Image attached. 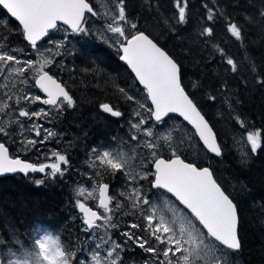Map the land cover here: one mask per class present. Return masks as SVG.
Returning <instances> with one entry per match:
<instances>
[{
	"label": "snow or ice",
	"instance_id": "1",
	"mask_svg": "<svg viewBox=\"0 0 264 264\" xmlns=\"http://www.w3.org/2000/svg\"><path fill=\"white\" fill-rule=\"evenodd\" d=\"M114 5V14L107 26V31L113 34L110 39L120 45L123 53L121 58L135 73V77L139 84L143 85L147 98L151 101L149 105L139 104V108L149 115L144 116L143 112L138 110L130 117V127L135 132L129 139L135 141L136 146L147 149L145 159L147 165L151 167L147 171L137 170L130 164L131 157L124 152L96 153V163H93L92 167L101 166L112 176L121 173L130 187L126 185L127 190L119 193V196L128 201L127 205H122L116 195L109 194L108 183H97L94 188L88 190L87 195L90 197L94 193L98 194V208L102 209V212L77 201V207L83 214L82 225L85 226L83 231L91 234L93 229L104 228V234L100 235L98 242L89 249L91 264H124L122 254L130 247L129 242L144 253L150 254L153 258L151 264H235V254L242 248L237 204L229 194H226L209 167H198L181 158L182 139L181 142L174 141L172 132L161 133L158 126L167 125L172 119L170 114H178L187 125H191V129H194V132L191 129L188 132L193 138L198 137L196 143L202 142L201 150H206L215 157H221L223 149L218 143L217 135L205 118V114H202L200 107L182 86L181 68L178 62L142 30L143 24L138 19L127 14L126 0H114ZM142 5L146 11L159 8L157 0H142ZM0 6L19 22L22 26L23 39L37 52L42 48V45H38V41L47 37L45 43H51L50 31L59 30L60 22L67 25L74 34L86 33L85 13L97 15L88 0H0ZM204 7L206 23L201 26L199 35L211 38L215 34L214 25L222 17L215 7L208 4ZM173 8L172 19H175L176 24L171 27L174 29L176 25L188 23V0H173ZM256 15L260 18L258 21L251 16H246L245 19L248 23H259L264 31V0H261ZM163 22L168 24L169 20L165 19ZM124 25L135 31L128 32ZM224 26L231 37L241 42L243 46L245 41L243 26L230 17L225 20ZM2 31H5L4 22L0 21V32ZM0 39L7 44L6 48L0 47V75L15 74L23 77L27 69L34 68L37 73L35 86L46 96L41 98L39 95L26 94L16 96L13 100L12 95L5 93L6 99L0 100V112L9 109L14 112L18 110V117L32 121L33 117L39 119L41 115L45 118L55 115L58 118L65 106L67 108L75 106L74 98L69 91H66L65 86L44 70L54 63L52 59L22 61L15 54L17 49L7 43V36ZM54 46L61 47L59 44ZM220 55L224 56L222 50ZM225 60L229 66L227 70L237 73V62L231 57H225ZM251 71L255 82L264 88V74L256 76L255 65L252 66ZM21 82L26 83V80ZM193 87L196 85L194 84ZM220 88L227 89V81L220 85ZM120 91L124 93L125 90L120 89ZM126 99L135 101V97L131 95H126ZM207 99L215 102L217 95L209 94ZM21 100L25 101V107H19ZM37 101L42 105L51 106L54 113L45 108L29 111L27 105ZM225 103L234 112V104H239L240 101L238 98L225 96ZM100 108L103 113H108L111 117L122 116V112L115 110L109 103H102ZM235 121L241 128L248 127L244 119L238 115L235 116ZM17 123L20 128H14L13 131L21 129L34 131L35 137H40L39 140L26 137L21 141L25 146L35 147L57 137V133L51 128H45L43 124H36L35 121H32L30 128H25L20 121ZM153 124L157 126V132L153 131ZM13 131H9L7 123L0 126V174L45 173L53 178L64 175L65 169L62 165L68 166L70 162L65 154L56 150H51L48 155L37 149V159L46 156L52 161L54 158V162H41L38 165L9 158V148L6 147L5 141L13 139ZM261 136V130L247 131L246 139L251 146V154H256L261 147ZM16 142L13 139V143ZM165 150L169 153L168 158L161 155ZM46 170L50 171L46 172ZM95 175L101 176L102 173L96 172ZM141 182H146L147 187ZM36 183L44 184L45 180L40 179ZM83 194L84 189H81L80 195ZM172 198H175V201L187 211L176 206ZM161 199L164 201L163 205H157L155 201ZM113 201H115L114 205ZM127 207L132 211L125 214L136 216V220L128 223L127 230L120 233L126 239L117 242L108 235L111 229L118 227V224L113 222V215L109 213ZM260 207L264 209V201L261 202ZM137 220L140 222H136ZM98 221L103 223L99 224ZM9 229L11 235L5 236L4 231ZM4 231H0V249L5 250V258L0 259V264H86V258L81 259L77 252L67 248L60 239L52 235L36 238L29 243L23 237L17 236L16 230L10 224ZM9 244L12 245V249H8ZM18 252L23 254L17 256Z\"/></svg>",
	"mask_w": 264,
	"mask_h": 264
},
{
	"label": "trees",
	"instance_id": "2",
	"mask_svg": "<svg viewBox=\"0 0 264 264\" xmlns=\"http://www.w3.org/2000/svg\"><path fill=\"white\" fill-rule=\"evenodd\" d=\"M110 1L114 4V0ZM157 3L158 10L146 11L142 0H126V11L130 17L138 19L143 24L142 30L178 62L182 86L205 114L223 149V155L215 158L202 151L196 143L192 145V150H181V158L198 167H209L226 194L237 204L242 248L235 254V264H264V209L260 207L264 201V88L255 82L251 71L255 65V75L264 74V31L259 23H248L245 19L246 16L254 17L256 21L260 19L256 13L261 0H188V23L176 25L174 29L171 27L176 24L172 19L173 0H157ZM205 4L215 7L222 17L214 25L215 34L211 38L199 35L201 26L206 23ZM229 17L244 28L243 46L226 31L224 24ZM165 19L169 20L168 24L163 22ZM0 21L4 22L5 28L0 37L7 36V43L18 50L15 54L20 58L23 52L29 50L22 40L20 28L1 9ZM85 26L86 33L67 36L63 49L73 45L75 48L64 58L65 69L47 70L71 91L75 101V106L63 117L53 115L45 118L48 127L57 135L60 131L65 133L70 139L69 144H72L64 151L70 162L64 168V175L49 176L44 179V184L36 183L40 180L37 176L0 178V231L10 224L17 236L29 243L41 232H49L78 256L85 248L84 242L89 233L83 231L73 196L74 185L82 183L85 175L92 177L88 179L92 182L94 178L102 179L106 173L96 176L97 167L86 165V148L101 145L109 151H119L121 145L130 140L132 129L128 121L135 112L134 101L127 100L126 95L135 97L137 91L143 92L126 68L118 63V52L94 37L89 23ZM0 47H7L3 39H0ZM220 50L224 56L220 55ZM225 57L237 62V73L227 70L229 66ZM225 81L228 88L221 89L220 85ZM194 84L196 87H193ZM120 89H124V93ZM209 94L217 95V100H208ZM225 96L239 99L240 103L234 104V112L225 103ZM102 103L114 106L115 110L122 112V116L112 119L101 114L98 106ZM237 115L244 119L247 128H241L236 123ZM171 120L182 124L174 117ZM253 129L262 132L261 147L256 154H251L250 147L244 156L239 157L235 148L236 137L246 136L247 131ZM75 136L77 142L74 149ZM57 143V137L50 139L42 144L40 151L58 150ZM161 155L164 158L169 156L166 152ZM142 156L145 158L146 153ZM150 167L147 165L143 170L147 171ZM106 174L110 195H116L122 205H127L128 201L119 196L121 191L127 190L125 178L119 172L115 176ZM141 183L147 187L146 182ZM131 211L127 207L113 213V222L118 227L111 229L110 233L120 242L126 239L120 233L127 230L128 223L136 220V216L125 214ZM4 235H11V230L4 231ZM129 244L130 247L122 254L124 264L151 263L153 258L150 254L131 242ZM8 249H12L11 244ZM4 258L5 250L0 249V259Z\"/></svg>",
	"mask_w": 264,
	"mask_h": 264
},
{
	"label": "rangeland",
	"instance_id": "3",
	"mask_svg": "<svg viewBox=\"0 0 264 264\" xmlns=\"http://www.w3.org/2000/svg\"><path fill=\"white\" fill-rule=\"evenodd\" d=\"M89 2L93 5L94 10L97 12V15H96L97 20H93L90 17H89V19H87V23H89V25H90L89 28H90L91 34L94 37H97L100 41L105 43L107 46L116 50L117 46L119 44L116 43L115 40L110 39V37H112L113 34L107 31V26L111 22L112 15L114 14L115 5L110 0H90ZM124 26L126 27L128 32H134V30L128 28L127 25H124ZM68 34H69V32H67V30H65L64 28H59V30H56L55 32L52 33V35H51L52 42L51 43L41 44L42 48H41L40 52H37L35 49H32L31 47H29V50H27L26 52H23L20 59L22 61L31 59L35 62V61L40 60L42 58H48V59H52L54 61V63L52 65L47 66L44 69L45 71H47L49 69H53V68L56 71L60 70V69H65V67H63L64 58L69 55L70 51H72L73 48H75V46L73 45V46H70L68 49L67 48L63 49L64 43L67 39ZM55 44H59V45H61V47L56 48L54 46ZM57 53H59V55H57ZM5 71H7V69ZM58 74H59V72H58ZM36 77H37V73L34 70V68L27 69L26 72L24 73L23 77L16 76L15 74H13L12 76L0 75V100L6 99L5 93L12 95L13 100H15L16 96H24L26 94H28V95L35 94V95H39L41 98H43L40 95V93L33 86V84H34L33 82H34ZM21 80H26V83H22ZM134 96L136 97V99L134 101V111L139 110V111L143 112L144 116L149 115L145 110L139 108L140 103H144L145 105H149L147 102L145 93L143 94V92L141 93V92L137 91V93L134 94ZM10 103H12V102H10ZM19 107H25V101L24 100L20 101ZM27 107H28L29 111H31L33 109L45 108L49 112H54V109H51L49 106L42 105L38 101L34 104H28ZM17 121L22 122L25 128H30L32 121H35L36 124H43V126L45 128H51V127H48V124H46L48 121L45 119V117L43 115H41V117L39 119L33 117L32 121H30L27 118L18 117V110L14 112L11 109H9V110H6L5 112H0V126L7 123L9 125V128L12 131L14 128H20V125L17 123ZM128 124L130 127L129 121H128ZM158 127H159V132H161V133L162 132H172L174 141L181 142V139H182L183 142L181 145V150H185V149L192 150L191 149L192 145H196V139L193 138L189 134V132H188L189 129L187 127H185V125H183V124H177V123L173 122L172 120H169L167 125H159ZM41 131H42V135H43V130H41ZM153 131L157 132V126L156 125L154 126V124H153ZM134 132H135V130L132 129V134ZM26 137L37 139V140L40 139V137H35L34 131L29 132V131H26L23 129H21L20 131H13V139H15L17 141L14 144L19 149L18 151H13V150L10 151L11 155L13 157H14L15 153H17V155L19 157H23V155L24 156L30 155L31 157L37 155L36 154L37 149L40 150L42 144H37L35 147H33L31 145L25 146V143H21V141H23ZM76 137L77 136H75V139L73 142V148L74 149H75V143L77 142ZM236 138H237L236 139V147H235L236 152L239 155V157L244 156L245 155L244 153L246 151H249L251 146H250V144L247 143L246 136L236 137ZM13 139H6V141H7L6 143L7 144L10 142L13 143ZM142 139H146V138L142 137ZM71 147H72V144H71L70 148ZM56 151H59V150H56ZM103 151H109V150L107 148L99 145V146L93 147V148L89 149L88 151H86V155H87L86 160H85L86 165L88 167H90L93 165V163H96V153L97 152H103ZM119 151L124 152L129 157H131L130 164L132 167L136 168L137 170H143V168H145L147 166L146 159L143 158V156H142L145 153L147 154V149L136 146L135 141H131V140L126 141L125 143H123L121 145ZM136 151H137V153H136ZM40 152L47 153L48 155H50L51 151L45 149L44 151H40ZM165 152H166V155L168 156L169 153L167 150H165L162 153H165ZM15 156H16V154H15ZM18 156H16V157H18ZM40 158L42 159V162H54V158H52V161H49L46 156H41ZM142 161H143V163H142ZM96 170L98 172H101V173L102 172L108 173V171L101 166H97ZM48 171H50V170H48ZM37 177H39L38 179H45L49 176H47L45 174L43 177H40V176H37ZM85 178H87L86 175H85ZM96 185H97L96 181H92V182H88V183H86L85 181H83L82 183H77V182L75 183L73 196L75 198L76 208L79 212V216H80V211H79V208L77 207V201L84 202V203H86V206H91V208H96L97 200H98V198H97L98 194L94 193V195L91 197L87 195L88 190L94 188ZM81 189H84L83 195H80ZM155 202L157 203V205H163V203H164L163 199L156 200ZM175 205L178 206L176 203H175ZM111 206L112 205H110V207ZM178 207L180 209H182L180 206H178ZM161 210L164 211L163 208H161ZM102 211L103 210L100 209L98 212H102ZM109 214L113 215V213H109ZM168 214L170 215V213H168ZM80 218H81V216H80ZM81 221H82V219H81ZM98 223L102 224L103 221H100ZM102 234H104V228L103 227H101L98 230L93 229L91 234L88 235L87 240L84 242L85 248L81 252V255H79V257L81 259L86 258V264H91V255H90L89 249L93 248L94 244L96 242H98V237ZM45 235H52V234L49 232H41L39 234L38 238L45 236ZM108 235H110L112 237V234L110 232L108 233ZM112 239L116 240L117 242H120L115 237H112ZM17 256H20V255H17Z\"/></svg>",
	"mask_w": 264,
	"mask_h": 264
},
{
	"label": "water",
	"instance_id": "4",
	"mask_svg": "<svg viewBox=\"0 0 264 264\" xmlns=\"http://www.w3.org/2000/svg\"><path fill=\"white\" fill-rule=\"evenodd\" d=\"M91 6V4H90ZM0 9L5 13V15L12 21L14 22L21 30L22 32V26L19 25V22L15 20V18L11 17L10 13H7V10L6 9H3L2 6H0ZM85 16H89L91 18H95V16H92L91 13H85ZM61 26L60 27H63L65 28L67 31L71 32V29L67 26V25H63L62 22H60ZM53 30H51L50 32H52ZM47 38V37H46ZM46 38H44L43 40L41 41H38V44L39 43H42L43 41L46 40ZM22 39H23V36H22ZM23 42L28 45L27 41H25L23 39ZM30 46V45H28ZM117 51H118V63L120 65H122L123 67L126 68V70L129 72V74L132 76L135 84L138 86L139 89L143 90L145 92V96H146V99H147V102L148 104L151 103L150 99L147 98V94H146V90L143 89V85L139 84V81L137 80V78L135 77V73L132 72L131 68L127 65V63L121 58L123 53L122 51L120 50V45L117 46ZM37 78V77H36ZM55 79V78H54ZM34 88L40 93V95L43 97V98H46L45 94L38 88L35 86V80H34V84H33ZM100 110L102 111V109L100 108ZM105 115L111 117L110 114L108 113H104ZM172 115V117L178 119L179 121H181L186 127H188L189 129H191V125H187V122L186 121H183L182 117H179L178 114H170ZM112 119H118L119 117H111ZM192 132H194V129H191ZM196 140L198 141V137H195ZM200 145V147L202 148V142L201 143H198ZM205 153L206 150H204ZM208 155L212 156V157H215L214 154H211V153H207ZM10 158V157H9ZM215 158H218V157H215ZM12 159H19V158H12ZM21 160V159H20ZM23 161V160H21ZM23 162H26V161H23ZM26 163H29V162H26ZM43 173H28L27 175H25L24 173H20V172H17V173H4V174H0V178H3V177H11V176H14V175H19V176H30V175H42ZM172 200L178 205L180 206L182 209H183V206L182 205H179V202L178 201H175V198H172ZM93 210H96V211H99L100 209L98 208V200H97V205H96V209H93ZM185 212L187 211L186 209H183ZM80 215H81V219L83 217V214L80 212ZM100 222V221H98ZM97 222V223H98Z\"/></svg>",
	"mask_w": 264,
	"mask_h": 264
},
{
	"label": "flooded vegetation",
	"instance_id": "5",
	"mask_svg": "<svg viewBox=\"0 0 264 264\" xmlns=\"http://www.w3.org/2000/svg\"><path fill=\"white\" fill-rule=\"evenodd\" d=\"M86 18L87 19H89L87 16H86ZM93 20H97V16L95 17V18H92ZM56 31V30H55ZM54 31V32H55ZM51 35H52V33H50ZM76 34V33H75ZM42 43H45V41H43ZM41 43V44H42ZM38 45H40V44H38ZM54 78V77H53ZM63 85V84H62ZM63 86H65V85H63ZM65 89H66V91H69L68 89H67V87L65 86ZM71 91H69V93H70ZM70 95H71V93H70ZM50 108H51V106H50ZM52 109V108H51ZM71 108H67L66 106H65V108H64V110L62 111V113H60L59 114V116H64L65 114H66V112H68L69 110H70ZM98 111L101 113V114H103V115H105L101 110H100V105L98 106ZM58 116V117H59ZM107 116V115H106ZM62 121V119L60 120V122ZM62 125V124H61ZM62 129V128H61ZM57 140H58V143H57V146H58V150H59V152L61 153V154H64V151H65V149L70 145L71 146V144H69V142H70V139L66 136V134L65 133H62L61 131H60V134H58L57 135ZM92 145V144H91ZM6 147H8L9 148V157L10 158H20L21 160H23V161H26V162H29V163H34V164H39V163H41L42 162V159L41 158H39V159H37L36 157H37V155H35V156H33V157H31L30 155H23V157H19L18 155H17V153H15L16 154V156H18V157H16L15 156V154H14V157L11 155V152L10 151H18L19 149L16 147V145L14 144V143H8L7 145H6ZM91 148H93L92 146L91 147H88V148H86V151H88L89 149H91ZM13 154V153H12ZM62 168H65V166L64 165H62ZM46 172H48V170H46ZM45 175V174H44ZM43 175V176H44ZM105 177H106V180L105 181H103L104 179H105ZM88 179L89 178H84L83 180L86 182V183H88L89 181H88ZM103 179V180H102ZM102 179H97V178H94V181H96L97 183H108L107 181L109 180V177L107 176V174L105 173L104 174V176L102 177ZM110 194V193H109Z\"/></svg>",
	"mask_w": 264,
	"mask_h": 264
}]
</instances>
